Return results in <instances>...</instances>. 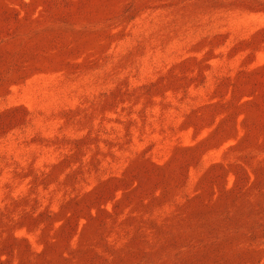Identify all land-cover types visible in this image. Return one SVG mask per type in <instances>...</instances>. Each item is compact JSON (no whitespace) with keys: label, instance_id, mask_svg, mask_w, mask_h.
Segmentation results:
<instances>
[{"label":"rangeland","instance_id":"374dc122","mask_svg":"<svg viewBox=\"0 0 264 264\" xmlns=\"http://www.w3.org/2000/svg\"><path fill=\"white\" fill-rule=\"evenodd\" d=\"M0 264H264V0H0Z\"/></svg>","mask_w":264,"mask_h":264}]
</instances>
